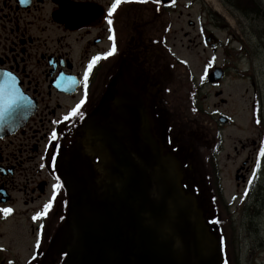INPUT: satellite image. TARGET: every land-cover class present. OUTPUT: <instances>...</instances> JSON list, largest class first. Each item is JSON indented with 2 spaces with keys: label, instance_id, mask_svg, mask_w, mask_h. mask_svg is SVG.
<instances>
[{
  "label": "flooded vegetation",
  "instance_id": "flooded-vegetation-1",
  "mask_svg": "<svg viewBox=\"0 0 264 264\" xmlns=\"http://www.w3.org/2000/svg\"><path fill=\"white\" fill-rule=\"evenodd\" d=\"M178 1L123 0L108 17L114 0H0V85L7 82L21 94L15 106L0 115V209L13 210L7 215L0 211V264H63L71 234L69 198L58 158L80 142L87 155L82 140L88 134L80 127L90 118L119 128L122 111L116 99L123 81L131 84L136 99L145 101L165 147L180 157L186 187H197L191 168L197 161L191 152L203 135L202 127L198 121L187 126L181 100L190 94L184 97L170 89L166 76L167 35ZM221 2L231 18L217 9L202 11L199 19L187 23L197 30L191 42L199 39L205 50H226V75L235 58L248 59L262 47L264 0ZM221 31L227 33V42L219 39ZM211 34L216 37L214 47L207 44ZM254 41L258 48H252ZM113 42L116 51L93 65L85 89L88 64L109 51ZM81 100L79 114L69 115ZM20 120L26 124L15 132L12 123ZM194 129L199 135L192 134ZM20 133L23 136L17 138ZM216 137L213 148L219 153L222 141ZM92 175L99 176L95 167ZM49 202L47 215L33 219ZM258 214L261 230L251 225L255 231L243 234L238 256L225 232L228 264H264V211ZM18 246L25 249L24 259L14 252Z\"/></svg>",
  "mask_w": 264,
  "mask_h": 264
},
{
  "label": "water",
  "instance_id": "water-1",
  "mask_svg": "<svg viewBox=\"0 0 264 264\" xmlns=\"http://www.w3.org/2000/svg\"><path fill=\"white\" fill-rule=\"evenodd\" d=\"M124 109L126 139L109 126L89 139L100 157L99 186L77 169L78 153L61 163L73 207L67 264H220L205 210L183 189L179 160L163 154L144 111L137 122L131 103Z\"/></svg>",
  "mask_w": 264,
  "mask_h": 264
},
{
  "label": "rangeland",
  "instance_id": "rangeland-1",
  "mask_svg": "<svg viewBox=\"0 0 264 264\" xmlns=\"http://www.w3.org/2000/svg\"><path fill=\"white\" fill-rule=\"evenodd\" d=\"M217 9L230 17L231 11L225 10L221 0H179L177 2L176 11L171 13L173 22L167 35L169 59L166 76L168 87L184 97L193 90L194 85L202 84L198 90V106L201 109L199 113L201 115L193 111L194 101L188 100V97L186 101L181 100V104L187 111L183 119L187 126L193 121H198L202 127L203 135L194 142L196 149L191 152V154L196 152V177L202 180V187L210 183L212 177L217 176L218 169L212 157V142L213 136L217 135L219 139V132L222 134L223 144L218 155L222 187L220 193L222 198L226 197V202L232 201L234 205L227 203L226 208L223 204L221 207L219 205L221 213L218 215V220L224 219L225 224L226 220L229 222L228 225L224 224L225 232L235 255L238 256L243 234L261 230L262 218L258 212L264 211L255 210L258 207L264 208V156L260 155V149L264 147V43L259 52L252 54L250 58L240 62L235 58L231 63L232 68L228 69L227 76L220 86L209 84L206 79L207 73L216 65L229 64V57L224 48L212 52L205 50V46L199 44V39L191 42L190 39L197 35V30L190 27L187 22L189 19H199L202 11L211 13L216 12ZM204 18L207 20L206 14ZM219 36L227 42L228 35L225 31L219 32ZM258 47V43L254 41L252 48ZM171 55L185 63L177 62ZM247 69L250 70L248 75L239 74V71ZM220 91L222 95L216 96V93ZM256 97L259 100L257 104ZM221 98L227 99L226 103H222ZM258 111L263 118L258 117L257 126L254 123V117ZM216 112L232 115L235 121L229 126L222 125L218 122ZM199 133L196 129L192 131L193 135H199ZM207 174L212 177H208ZM237 175H245L246 180L242 178L238 180ZM217 182L213 178L211 186L207 187L208 198L217 192ZM251 225L255 230L251 229ZM10 238L12 242L17 241L13 234H10ZM14 252L18 253L22 259L26 257L25 249L20 246Z\"/></svg>",
  "mask_w": 264,
  "mask_h": 264
},
{
  "label": "snow or ice",
  "instance_id": "snow-or-ice-1",
  "mask_svg": "<svg viewBox=\"0 0 264 264\" xmlns=\"http://www.w3.org/2000/svg\"><path fill=\"white\" fill-rule=\"evenodd\" d=\"M123 2V0H114V2L111 4V6L108 8V17H111L112 14L114 13V11L117 9V7L119 6V4H121ZM157 2H159V0H157ZM108 24L111 25L112 24V20L108 19ZM110 40L114 41V36H110L109 37ZM116 51V45L113 42L111 49H109V51L102 53V54H98L97 56H94L92 58V61L88 64L87 69L84 72V80H85V89L87 88V80H88V76L89 73L93 67V65L99 61L102 58H106L107 56H110L112 54H114V52ZM5 75L7 76H11V73H6ZM74 79V78H73ZM85 96H86V92H85ZM21 98V94L18 92V90L15 89L14 86L9 85L7 82H5L3 85H0V115H2L3 113L8 112L11 108H13L15 106V104L18 102V100ZM84 101L81 100L80 104H77L76 108L72 109L71 113L69 115H78V109L80 107L81 104H83ZM66 119L68 117H65ZM53 138L55 139V133H53ZM260 155L264 156V147H262L260 149ZM251 183V181H249ZM59 187V185H54L53 188H57ZM51 208V202L47 203L44 205V210L41 212H37L34 216L33 219H37L39 217L45 216L48 213V210ZM0 211H2L5 215L11 213L13 210L11 208H4V209H0ZM42 227V226H41ZM37 246H39V241H37ZM9 264H11V262H9Z\"/></svg>",
  "mask_w": 264,
  "mask_h": 264
},
{
  "label": "bare ground",
  "instance_id": "bare-ground-1",
  "mask_svg": "<svg viewBox=\"0 0 264 264\" xmlns=\"http://www.w3.org/2000/svg\"><path fill=\"white\" fill-rule=\"evenodd\" d=\"M250 131H252V129H250Z\"/></svg>",
  "mask_w": 264,
  "mask_h": 264
}]
</instances>
